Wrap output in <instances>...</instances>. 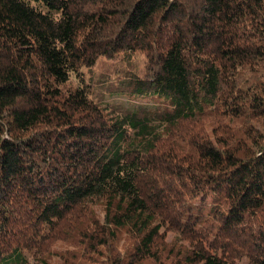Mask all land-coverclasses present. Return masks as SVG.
Returning <instances> with one entry per match:
<instances>
[{"label":"trees","instance_id":"trees-1","mask_svg":"<svg viewBox=\"0 0 264 264\" xmlns=\"http://www.w3.org/2000/svg\"><path fill=\"white\" fill-rule=\"evenodd\" d=\"M242 263L264 0H0V264Z\"/></svg>","mask_w":264,"mask_h":264},{"label":"rangeland","instance_id":"rangeland-1","mask_svg":"<svg viewBox=\"0 0 264 264\" xmlns=\"http://www.w3.org/2000/svg\"><path fill=\"white\" fill-rule=\"evenodd\" d=\"M107 101H112V102H124L126 103L127 105H131V104H142L144 105L146 102L149 103L148 101H145V100H141V99H129L128 97H125V96H114V97H109L107 99ZM150 102H153V101H150ZM154 103V102H153ZM242 264H245V263H242Z\"/></svg>","mask_w":264,"mask_h":264}]
</instances>
